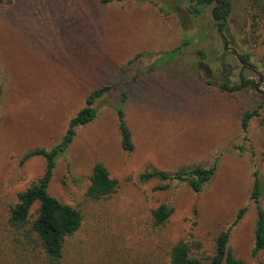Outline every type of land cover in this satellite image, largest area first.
Segmentation results:
<instances>
[{
    "label": "rangeland",
    "instance_id": "1",
    "mask_svg": "<svg viewBox=\"0 0 264 264\" xmlns=\"http://www.w3.org/2000/svg\"><path fill=\"white\" fill-rule=\"evenodd\" d=\"M230 1L232 11L220 31L212 15L218 0L196 18L188 12L196 0H3L0 264L29 254L9 214L18 193L43 175L46 161L22 157L55 146L88 94L111 84L115 87L95 103L97 118L77 129L57 159L48 188L84 216L69 239V264H166L180 240L207 259L243 208L229 246L236 258L264 264V251L253 255L257 208L251 200L255 171L264 193V0ZM239 55H248V62ZM163 58L170 62L148 73ZM225 71L233 83L241 81V73L254 83L225 91L219 87ZM125 90L132 151L122 147L116 110ZM256 110L259 115L245 131L244 113ZM216 160V174L201 192L187 182L158 190L161 180H140L149 167L175 171ZM98 162L119 187L95 200L87 188ZM162 204L173 212L158 227L151 213ZM260 205L264 209L263 196Z\"/></svg>",
    "mask_w": 264,
    "mask_h": 264
},
{
    "label": "trees",
    "instance_id": "2",
    "mask_svg": "<svg viewBox=\"0 0 264 264\" xmlns=\"http://www.w3.org/2000/svg\"><path fill=\"white\" fill-rule=\"evenodd\" d=\"M123 0H101L103 4ZM145 1V0H142ZM194 1V0H193ZM220 6L214 8L213 19L216 21L218 29L223 30L227 26V21L232 11L230 0H218ZM141 2V1H140ZM210 0H196V3L188 5V12L192 17H199L204 13L207 3ZM3 0H0V6ZM189 41H184L183 45ZM182 49L178 47L172 52ZM199 51V50H198ZM199 52H202L200 49ZM138 54L135 59L139 58ZM131 60L130 63L134 62ZM239 59L248 62V55H239ZM170 62L169 59H159L148 70L152 72L161 62ZM223 65L226 63L222 60ZM147 73V74H148ZM229 71H225L219 87L225 91H238L245 89L254 83L241 73V81L233 83L229 78ZM115 85H105L93 89L85 99V105L73 115L68 123L67 130L62 139L52 148L46 149L37 147L27 151L22 157V162L36 156L45 158L46 164L43 175L28 188L18 193V200L12 206L9 214V225L21 236L19 242L28 250L29 254L24 260L13 261L9 264H69L70 248L69 239L82 226L83 213L71 205L65 204L49 192V185L54 175L57 159L63 156L72 144L77 129L91 124L98 116V109L95 103L106 93L112 90ZM126 90L122 92L119 105H117L118 125L121 134L122 147L127 151L134 149L130 129L125 120L124 103L127 98ZM264 108V105H263ZM259 115L258 110L246 111L242 119V128L246 131L250 119ZM218 160L211 166L200 164L182 166L175 171H166L158 168H147L140 174V180L148 182L153 179L161 180L162 183L156 187L158 190H166L173 182H187L194 192H201L205 185L212 180L217 171ZM255 182L251 194V200L257 208V221L255 226V243L253 255L264 251V209L260 205L262 192V182L258 177V171L254 172ZM119 187L118 180L111 177L107 167L101 163H96L90 175V183L87 188V195L95 200L108 197ZM36 210L33 212V208ZM173 208L166 204L160 205L152 210L154 225L164 226ZM245 213V208L241 209L235 221L227 230H223L216 239L214 254L204 259L194 254L192 246L184 240L178 241L168 252L166 264H250L243 259L236 258L229 246L230 233L232 228L239 222ZM5 264V263H3ZM263 264V263H257Z\"/></svg>",
    "mask_w": 264,
    "mask_h": 264
},
{
    "label": "water",
    "instance_id": "3",
    "mask_svg": "<svg viewBox=\"0 0 264 264\" xmlns=\"http://www.w3.org/2000/svg\"><path fill=\"white\" fill-rule=\"evenodd\" d=\"M230 50L235 51L233 48H231Z\"/></svg>",
    "mask_w": 264,
    "mask_h": 264
},
{
    "label": "flooded vegetation",
    "instance_id": "4",
    "mask_svg": "<svg viewBox=\"0 0 264 264\" xmlns=\"http://www.w3.org/2000/svg\"><path fill=\"white\" fill-rule=\"evenodd\" d=\"M211 1H212V0H211ZM211 1H210V2H211ZM216 1H217V0H216ZM213 10H214V9H213Z\"/></svg>",
    "mask_w": 264,
    "mask_h": 264
}]
</instances>
